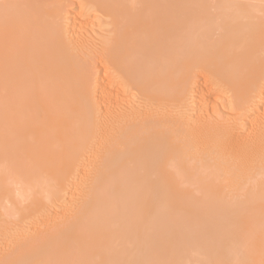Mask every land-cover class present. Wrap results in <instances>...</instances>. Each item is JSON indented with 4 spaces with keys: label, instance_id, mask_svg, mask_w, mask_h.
I'll list each match as a JSON object with an SVG mask.
<instances>
[{
    "label": "bare ground",
    "instance_id": "bare-ground-1",
    "mask_svg": "<svg viewBox=\"0 0 264 264\" xmlns=\"http://www.w3.org/2000/svg\"><path fill=\"white\" fill-rule=\"evenodd\" d=\"M65 1L0 0V264H264V0Z\"/></svg>",
    "mask_w": 264,
    "mask_h": 264
},
{
    "label": "rangeland",
    "instance_id": "rangeland-1",
    "mask_svg": "<svg viewBox=\"0 0 264 264\" xmlns=\"http://www.w3.org/2000/svg\"><path fill=\"white\" fill-rule=\"evenodd\" d=\"M78 2V0H66L65 1V4H66V6L68 7V9H70V8H73V6L76 4ZM83 21H84V23H85V27H86V29H93L94 31H93V38L95 37V43L96 42H99V41H101L102 39H106V38H110L111 36L109 35V30H110V27L109 28H105V27H99V26H102L103 24H105L106 22H108V20L107 21H105L106 19L105 18H101L100 16H97L93 11H90L89 13H87V14H84L83 15ZM105 19V20H104ZM102 20V21H101ZM97 24H99V26L97 25ZM88 26V27H87ZM100 28V29H99ZM85 30V28H78L75 32H73V31H71L70 30V28L67 26V30H66V33H67V35H66V38L68 39V41H70L71 43L73 42V41H75L76 40V37H78L79 35H81L82 33H83V31ZM85 32H86V30H85ZM92 34V33H91ZM95 68L96 67H93V70H92V73L95 71ZM92 73H91V76H93L94 78H96V77H98L99 76V74L97 73L96 74V71H95V73L92 75ZM96 74V75H95ZM95 75V76H94ZM93 77H91V80H92V78ZM94 78H93V80H94ZM222 92V91H221ZM223 93V92H222ZM221 93V94H222ZM224 95V97L225 98H227L228 96H229V94L228 93H224V94H222L221 96H223ZM128 96H130L128 93H127V97ZM134 97H136V98H134L135 100H139L137 97H139V96H134ZM177 107V106H176ZM175 107V108H176ZM174 108V107H173ZM174 108V109H175ZM178 108V107H177ZM176 108V110H174L173 109V111L177 114V112L179 113V111H180V113L182 112L179 108V111H178V109ZM190 108V109H189ZM189 108H187V112L188 113H190V114H192L193 113V115H194V113H195V109H193V108H195L194 106L192 107V105H189ZM192 108V109H191ZM209 108V109H208ZM210 109H212V110H210ZM191 110V111H190ZM204 110H206V111H208V113H206V111H202V112H204V114H208V116H214L212 113H214L215 111H217V110H214L212 107H206ZM193 111V112H192ZM226 110H224V113L225 114H223V111H222V113L218 110L217 112H215V113H217V116L219 117L220 116V118L221 117H223V118H226L225 116H228V115H226V112H225ZM179 113V114H180ZM214 113V114H215ZM218 113H220L221 115H218ZM228 113V112H227ZM190 114H187V115H189V116H193V115H190ZM216 115V114H215ZM237 113H235V112H232V117H237ZM219 118V119H220ZM222 119V118H221ZM220 119V120H221ZM227 119V118H226ZM226 119H224V120H221V121H225ZM227 121V120H226ZM71 200V199H70ZM69 202V203H68ZM66 204H65V208L63 207V211L61 212L62 214V216H60L58 219H56V220H59L60 219V221L62 220V218L64 217H67V215H69L70 213H72L71 211L74 209L75 210V206L76 205H74V204H77L76 203V201H75V199L74 200H71V201H68ZM74 205V206H73ZM74 210H73V212H74ZM2 218V216H0V219ZM63 218V219H64ZM1 221H4V222H6V223H8L9 225H12V222H13V218H11V217H4V219L3 220H1ZM50 222V221H49ZM45 229H46V226H45V228L44 229H42L41 230V232H43V231H45ZM32 231V230H31ZM29 232V235H30V233H32V232ZM35 233H37V232H35ZM13 237V236H12ZM12 239V238H11ZM13 241H15V240H18V238H16V237H13ZM11 241H9L8 242V240L6 241H2L1 243H0V254L2 253V252H4V250H7V249H9L8 247H9V243H10Z\"/></svg>",
    "mask_w": 264,
    "mask_h": 264
}]
</instances>
